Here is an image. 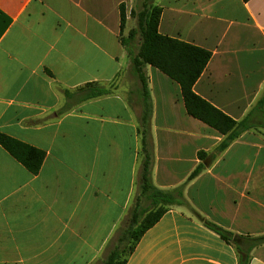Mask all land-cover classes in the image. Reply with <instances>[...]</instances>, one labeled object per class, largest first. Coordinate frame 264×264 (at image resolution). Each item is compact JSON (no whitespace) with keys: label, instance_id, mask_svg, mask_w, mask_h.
<instances>
[{"label":"crops","instance_id":"1","mask_svg":"<svg viewBox=\"0 0 264 264\" xmlns=\"http://www.w3.org/2000/svg\"><path fill=\"white\" fill-rule=\"evenodd\" d=\"M149 5L160 34L211 52L194 92L243 126L225 150L177 82L148 65L145 95L133 73L121 40ZM95 87L108 93L85 98ZM0 133L46 154L32 174L0 145V264H102L150 204L146 159L154 186H184L188 206L127 264H264V0H0Z\"/></svg>","mask_w":264,"mask_h":264},{"label":"trees","instance_id":"2","mask_svg":"<svg viewBox=\"0 0 264 264\" xmlns=\"http://www.w3.org/2000/svg\"><path fill=\"white\" fill-rule=\"evenodd\" d=\"M248 1V0H245ZM121 15V28L126 25L124 6ZM162 10L157 6H145L137 14L138 28L142 41L137 52L133 51V42L138 31L133 29L128 37L122 38V45L130 56L133 73L140 79L145 95L148 91L143 68L153 66L177 82L182 94L187 112L217 130L227 135L220 150H225L242 132L243 126L232 120L220 110L195 94L194 86L206 69L211 52L184 41L163 36L159 32ZM93 87V85H89ZM108 93V90L95 87L85 98H96ZM146 97V96H145ZM147 112L148 103H145ZM145 141V140H144ZM0 145L32 174H38L43 166L46 154L44 151L13 139L0 133ZM203 167L199 166L191 175L189 181L198 176ZM184 186L174 191H163L156 188L151 179L150 161L145 160L141 178V195L149 201L144 207L139 203L133 208L127 225L118 236L114 249L102 264H127L134 253L137 244L146 232L151 229L167 213L172 206H188L184 198ZM205 226L217 232L227 242H232L235 236L215 224L202 219ZM248 258H241V264H248Z\"/></svg>","mask_w":264,"mask_h":264},{"label":"rangeland","instance_id":"3","mask_svg":"<svg viewBox=\"0 0 264 264\" xmlns=\"http://www.w3.org/2000/svg\"><path fill=\"white\" fill-rule=\"evenodd\" d=\"M143 9H138L137 13H135L136 15L141 12ZM134 21H135V30L138 31L137 37L135 38L134 42H133V50L134 52H137L139 50L141 41H142V37L138 28V19L137 16L134 17Z\"/></svg>","mask_w":264,"mask_h":264}]
</instances>
